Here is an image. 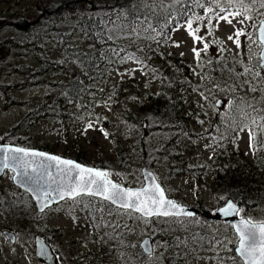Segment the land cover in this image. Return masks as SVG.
<instances>
[{
  "label": "rangeland",
  "instance_id": "obj_1",
  "mask_svg": "<svg viewBox=\"0 0 264 264\" xmlns=\"http://www.w3.org/2000/svg\"><path fill=\"white\" fill-rule=\"evenodd\" d=\"M36 1L0 0V15L8 16L10 12H14L21 16H32L35 12L30 3ZM72 2L81 7L88 4L84 0H72ZM106 3L99 4V6L102 7ZM169 3L166 2L165 5ZM67 18L75 20L68 16ZM242 18L233 19L232 25L220 22L218 28L216 27L217 22L213 20L212 35H208L207 27L203 26L198 35L205 37L209 48L207 52L201 51L199 60L192 49L193 47L198 50L203 49V42L194 41L186 29V24L175 30L173 43L167 46L166 51L188 60L190 63L188 74L202 85V78L205 80L206 74L213 73L212 59L228 54L227 51H230L231 55L241 54L243 56V48L245 47L249 52L250 44L253 58L260 59L261 45L258 39V43L255 44L254 38L250 41L246 36L243 39L240 37V41L245 43L240 48L228 40V36L232 35L237 28L243 27L246 34L251 33L254 24L246 20L244 25H240L237 21ZM258 24L259 22L255 24L257 25L255 26L256 37ZM41 29L42 33H34L35 37L32 40L33 44H30V49L36 52L34 56L40 54L42 61L46 63L47 59L42 57V51L37 46L48 42L51 49L55 50L52 57L57 65H50L48 69L41 72L39 77L31 78L30 76L29 78L25 75L23 83L16 75L17 72L3 73V76L6 74L7 78L3 79L4 83L0 82V138H2L0 144H13L14 140H18V137L9 136L10 130L26 118L40 102H43L46 96L54 97L58 94L57 85L66 80L64 72L67 68H74L76 71L83 70L82 68L76 69L77 63L70 61L71 55L65 52L66 48L64 49L60 40L47 39V26ZM131 30L132 28L122 31L124 33L122 38L126 36L124 39L127 40L122 42L130 41L129 44L136 45L138 40L130 34ZM68 38V44L71 47L82 48L86 51L93 48L87 43L89 40H85L81 29L77 33H70ZM212 41L220 43H212ZM177 44L179 47H176ZM128 57L134 58L128 59ZM136 58L138 56L132 55H125V60L122 58L118 69L111 73L110 81L113 80L114 83H108L111 87L105 90L106 95L102 94L101 88H104L101 82L95 86L94 92L99 95L100 100L94 99L91 106L85 109V114L81 116L85 118L84 122L68 125L67 121L50 118L34 123L30 127L29 124L24 125L21 127L19 137L27 143L19 146L27 148L36 146L37 149L44 148V151L73 159L79 155L91 166H95L96 162L111 161L109 163L111 168L104 169L110 173L111 179L127 187H141L144 184L142 169L146 166L157 175L168 195L171 192L170 197L179 203L200 209L203 212L202 216L195 217L197 222L185 223L183 226L171 222L169 225L162 222L157 224L155 221L152 224H146L129 212L115 215L109 209L103 208V202L94 201L90 210H83L81 204H73L71 200H65L40 212L32 197L15 185L13 172L6 171L0 177V264H45L36 256L35 239L37 235L45 237L51 244L58 255L60 264H77L75 262L77 259L92 252L100 253L98 258H104L103 264H123L121 254L114 249L110 234L106 232L110 219L114 220L112 224L117 228L130 231L139 243L146 237H151V232L154 233L152 237L155 241V253L152 257L146 256L152 264H242L239 257L233 259L234 256L231 257L228 253L232 244L234 248L237 246L238 237L234 231H231L226 223L212 220L208 215L214 214L216 209L228 200L224 190L218 188L219 175L217 172V166L225 164L227 160L221 158L214 161L213 155L216 150L224 147L223 153H230V157H234L235 165L249 164V161L256 156L257 150L254 152L253 147H250L248 128L240 130L248 124H242L240 121L237 131L233 133L229 130L231 136L224 134V138L211 137L208 130L209 123L217 117L225 116L231 106L225 97L216 95L212 90L201 94L199 90H196L191 99L195 103L194 107L191 106L194 111H187L184 116L189 118L190 125L194 127L203 121L196 128L197 136L192 138L190 131L193 132L194 128L185 127L182 123L176 131L178 143L182 145L186 155L183 158L153 156L149 145L157 140L154 131L158 132L165 127L158 122V116L147 115L150 111L145 108L152 106L150 99L151 95L158 90L159 74H156L155 69L151 71L150 64L144 69ZM35 60L31 61H34L35 67L40 68V61L36 58ZM156 60L161 62L158 57ZM9 66L12 69V64ZM123 83L124 86H122ZM13 84L14 88L7 92L5 85ZM200 89L202 90L201 87ZM220 100L223 101L222 107L217 105ZM128 109L135 110L133 112L138 113L140 121L125 122L123 113ZM198 110L203 115L198 113ZM89 123L92 124L91 128L88 127ZM220 131L225 133L227 130ZM184 132L186 134L180 136ZM165 134L164 130L161 131V136ZM227 139L231 141L229 143L231 146H226ZM117 141L122 144V151L117 148L115 143ZM175 147L177 150L178 146ZM186 160L190 164L184 167L183 173L171 174L173 167L175 169L177 165ZM87 198H85L86 201H93ZM98 205L99 207H96ZM261 206L257 203L244 205L241 209V216L250 218L253 222H264V209ZM97 212L100 216L92 215ZM184 227L193 234L184 237L188 234ZM205 231L210 234L201 235ZM5 232L13 233L15 241H11ZM157 235H159L158 238H156ZM174 237L190 238L186 246L173 247ZM213 237L220 243H209ZM157 242L166 243L169 247L166 249L158 247ZM161 253H163L162 259L157 260L156 257H159ZM130 254L129 252V257ZM124 264H129V262H125L124 259Z\"/></svg>",
  "mask_w": 264,
  "mask_h": 264
},
{
  "label": "trees",
  "instance_id": "obj_2",
  "mask_svg": "<svg viewBox=\"0 0 264 264\" xmlns=\"http://www.w3.org/2000/svg\"><path fill=\"white\" fill-rule=\"evenodd\" d=\"M84 1L88 4L81 7V5L78 6L73 3L72 0H37L35 3H30L35 12L32 16H21L14 12H10L8 16L0 15L1 83H4L3 79L6 80L7 78L6 74L3 76L6 71H9V74H12L13 71L17 72L16 75L23 83L25 75L29 78L30 76L31 78L34 76L39 77L41 72L48 69L50 65H57L52 57L55 50L51 49L48 42L37 46L42 51V57L47 59L46 63L42 61L40 54L34 56L36 52L34 49L33 51L30 49V44H33L32 40L35 37L34 33H42L41 27L46 26L48 27L47 39L60 40L64 49L66 48L65 52L67 51L71 55L70 61L77 63L76 69H83L76 71L74 68H67L65 70L66 80L58 83V94L54 97L52 95L46 96L43 102H40L26 118L19 121V124L10 130V137H18V140H14L13 144H26L27 141L25 142L19 137L22 131L21 127L27 124L30 127L43 119L56 118L67 121L68 125L84 122L85 118L81 116L85 114V109L91 106L94 99L100 100L99 95L94 92L95 86L102 83L104 89L101 88V91L102 94L106 95L105 90L111 87L108 83H114L113 80L110 81L111 73L118 69L122 58L124 59L125 55L138 56L144 69L150 64L151 71L155 69L156 74H159L158 90L154 95H151L150 99L152 106L145 108L150 111L147 115L155 114L158 116V122L165 127L158 130V132L154 131L157 140L149 145L152 155L172 158H183L186 155V151L182 149V145L177 140V127L182 123L185 127L194 128V130L190 129L194 132L190 131V136L192 138L197 136L196 128L202 123L198 126L196 124L195 127L191 126L189 118L184 116V113L194 111L192 107L195 103L191 99L196 90H199L200 94L212 90L216 95L225 97L231 108L228 109L225 116L217 117L209 123L208 130L211 137L224 138V134L231 136L229 130L233 133L237 131L241 121L242 124H248L247 132L250 135L251 131L255 137L252 141L255 144L254 152L257 150L255 158L249 161V164L239 163L237 165H235L234 157H230V153H223L224 147L216 150L213 155L214 161L221 158L227 160L225 164L217 166L218 188L224 190L226 198L235 201L241 209L244 205L251 203L262 205L264 209V130H262L264 129V120L261 119V117H264V99L261 98L264 96V82L260 81L259 78L253 79L256 71H260L261 75L264 76V68L258 67V58H253L252 53L248 52L245 47L242 52L243 56L241 54L231 55L230 51H227L228 54L212 59L214 62L212 64L213 73L206 74L205 80L202 78L203 84L200 85L197 80H194L188 74L190 70L189 61L184 57H176L174 54L167 53L166 48L173 43L175 30L179 26L185 25L193 12L201 16L207 15L206 0L205 7H197L192 0H184L183 4L177 5L180 8L179 12L172 8L175 0ZM104 2L107 3L100 7L99 4ZM166 2H170L169 5H165ZM245 3L249 4L250 11L248 14L252 16L251 21L254 24L250 34L254 38L255 44H257L255 27L257 25L255 24L257 22L260 24L264 20V8L259 7V0L255 4H251L250 0H245ZM238 7L239 5H233L234 10ZM81 9H84V11H81ZM169 10H171L170 16L168 14ZM240 10L243 11L242 8ZM67 16L75 18V20L72 21ZM203 26L205 25H198L193 21L194 28L200 27L202 29ZM130 28H132L130 34L137 37L138 43L136 45L129 44L130 41L122 42L127 41L124 39L126 36L122 38L124 34L122 31ZM79 29L84 34L85 40H89L87 43L92 45V49L86 51L82 48L71 47L68 44V35L77 33ZM241 38L243 39L244 36H241ZM244 44L241 41V47ZM59 54L60 49L58 56ZM157 57L161 59V62L156 60ZM35 58L40 61V68L35 67L34 61H31ZM29 60L30 62H28ZM11 64L12 69L9 66ZM245 67L253 71L247 76H237L238 73L244 72ZM246 81H251L257 87V91H250V84ZM14 86V84L5 85L8 89L7 92L12 90ZM122 86H124V83ZM133 111L128 109L123 113L125 122L140 121L138 113ZM197 112L201 113L200 110ZM201 114L203 115V113ZM222 129L227 131L224 133L220 131ZM163 130L166 134L161 136ZM136 132L139 133L138 129H136ZM184 134L186 132L180 136ZM230 142L227 139V147L231 146ZM115 143L117 148L122 151L123 146L120 141ZM176 145L178 146L177 150L175 149ZM35 147L33 146V148ZM39 149L44 150L40 147ZM140 154H142L141 150ZM76 159L82 163H88L86 159L79 155H76ZM110 162H96L95 166L110 169ZM189 164L187 160L181 162L175 169L172 168L171 174L183 173L184 167ZM170 193L169 195H171ZM87 199L93 200L92 197ZM95 201L102 202L98 198ZM103 203V208L109 209L115 215L126 212L122 209L117 210L116 207L105 202ZM96 207H99V205ZM130 214L139 217L136 213ZM92 215L100 216L99 212ZM113 221V219H110L109 228L106 232L110 234L109 237L114 249L118 254H121L123 264L124 259L129 264H152L146 258L140 243L131 235L130 231L117 228L112 224ZM230 230L233 231L232 228ZM186 231H188V234L184 237L193 234L187 228ZM209 234L205 231L201 235ZM158 237L159 235H157ZM189 238H187V241ZM128 251L131 253L130 257ZM228 253L231 257L237 258L233 244ZM99 255V252H92L85 255V257H80L75 262L77 264H103L105 262L104 258H98Z\"/></svg>",
  "mask_w": 264,
  "mask_h": 264
},
{
  "label": "snow or ice",
  "instance_id": "obj_3",
  "mask_svg": "<svg viewBox=\"0 0 264 264\" xmlns=\"http://www.w3.org/2000/svg\"><path fill=\"white\" fill-rule=\"evenodd\" d=\"M192 2L197 7H205V0H192ZM256 2L257 0H250L251 4ZM183 3L184 0H175L172 8L179 12L180 8L177 5ZM233 5H239V7L234 10ZM259 7L264 8V0H259ZM241 8L243 11L240 10ZM249 11V4H246L245 0H206V16L197 15L193 12L186 22V29L195 42H203V49L198 50L195 47L192 49L197 60L200 59L201 51L207 52L209 43L205 42L204 36L198 35L201 29L200 27L194 28L193 21L198 25L204 24L207 27L208 35H212L214 32L213 20L217 22L216 27L218 28L220 22L232 25L233 19L243 17L237 22L244 25L246 20H252V16L248 14ZM168 14L171 15V10L168 11ZM258 31L259 39L264 42V21H261ZM241 36H246L248 40H252L251 34H246L243 27L235 29L233 34L228 36V40L240 48ZM212 43L220 42L212 41ZM176 47H179V44ZM248 47L251 53V45L249 44ZM221 51H223L222 48ZM133 58L128 57V59ZM136 59L138 63H142L138 58ZM258 67H264V58L258 60ZM252 71V69L245 67L244 72L238 73L237 76H247ZM256 78L264 82V76L261 75L260 71L254 73L253 79ZM246 83L250 84V91H257V87L251 81H246ZM261 98L264 99V96ZM261 119L264 120V117ZM88 127L91 128L92 124L89 123ZM247 127L244 125L240 130L243 131ZM105 135L107 136V133ZM254 139L255 137L250 131V147L253 148L255 147V144L252 143ZM5 170L13 172L15 174L14 179L19 178V183L36 198L41 211L49 207L50 200L66 199L71 200L73 204H81L83 210H90L98 198L102 202L115 206L117 210L139 213L138 218L146 224L155 221L157 224L162 222L169 225L171 222L183 226L185 223L197 222L196 213L169 199L166 190L156 182V178L151 173H147V176L151 177L152 180L147 186L135 189L125 188L113 182L110 179V173L106 170L87 167L71 159L8 144L0 145V173ZM86 197H92L93 201H86ZM221 199L224 198L221 197ZM96 211H100V209H96ZM218 211L224 217H230L238 216L242 210L229 201L225 207L218 209ZM226 226L233 228L234 234L238 237L236 252L241 258L242 264H264V222H253L250 218L240 217L237 222H230ZM209 243H220V241L213 237ZM144 244V251L148 253L149 257H152L155 247L149 241H145ZM180 245L186 246L187 238L174 237V245L172 246L179 247ZM156 246L165 249L169 247L168 244H160L159 242ZM176 255H180V253H176ZM162 257L163 253L156 259L160 260Z\"/></svg>",
  "mask_w": 264,
  "mask_h": 264
},
{
  "label": "water",
  "instance_id": "obj_4",
  "mask_svg": "<svg viewBox=\"0 0 264 264\" xmlns=\"http://www.w3.org/2000/svg\"><path fill=\"white\" fill-rule=\"evenodd\" d=\"M263 21H264V20H263ZM259 27H260V24H259V26H258V28H257V39H258V41H259V43H260V45H261V52H260L259 57H260V58H264V42H262V41L259 39V31H258ZM262 68H264V67H262ZM218 102H219V103H218ZM218 102H217V105H218L219 107H222V105H223V101L220 100V101H218ZM0 145H4V144H0ZM8 145H11V144H8ZM11 146H17V145H11ZM18 147H21V146H18ZM24 148H25V147H24ZM28 149H32V148H28ZM33 150L40 151V152H44V153H48V154H51V155L60 156V155H57V154L49 153V152H46V151H41V150H38V149H33ZM60 157H62V156H60ZM63 158H65V157H63ZM67 159H71V158H67ZM71 160L80 163V162L77 161V160H74V159H71ZM80 164H81V165H84V166H87V165L82 164V163H80ZM87 167H92V166H87ZM94 168H97V167H94ZM97 169H101V168H97ZM101 170H104V169H101ZM5 171H6V170H5ZM5 171H4V172H5ZM4 172L0 173V177L4 174ZM147 173H151L152 176H154V177L156 178L155 174H154L151 170H149V169H147V168H144V169H143V176H144V180H145V185H144V186H147L149 183L152 182L151 177H148V176H147ZM14 176H15V174L13 175V177H14ZM111 180H112L113 182L117 183L115 180H113V179H111ZM13 181H14L15 185H17L18 187H20V188H22L24 191H26L28 194H30V196L32 197V199H33L34 202H35V205H36L37 209H38L40 212H44L46 209H48V208L54 206L55 204H58V203L64 201V200H50V201H49V207L44 208L43 211H41V210H40V205H39L38 202L36 201V198L33 196V194H32L31 192H29V191L27 190L26 187L22 186V185L19 183V178H18V177L15 178V179L13 178ZM156 182L159 183L160 186L163 188V186L161 185V183L158 181L157 178H156ZM117 184H118V183H117ZM121 186H123V185H121ZM123 187H125V186H123ZM125 188H127V187H125ZM131 188H134V189H135V188H137V187H131ZM166 195H167V193H166ZM167 197H168L169 199L173 200V199L170 198L168 195H167ZM66 200H67V199H66ZM229 201H231V202H233L234 204H236V206L240 209L239 205H238L237 203H235L233 200L230 199V200H228L227 202H229ZM227 202H226V203H227ZM226 203H225L222 207H225V206H226ZM181 205H182V204H181ZM183 206H185L189 211H193V212H195V213H196V216L200 213V210H199V209H196V208L191 207V206H188V205H183ZM222 207H220V208H222ZM220 208H219V209H220ZM138 214H139V213H138ZM212 218H213V219H222V220L226 221L227 223H230V222H237V221L240 219V216L238 215V216L224 217V216H223V215L217 210V211L215 212V214L212 215ZM6 235H7V237H8L11 241H13V242L15 241V235H14L13 233L6 232ZM145 241H149V242L152 244V240H151V238H150V237H146V238L142 241V243H141V246H142L143 250L145 249V244H144ZM35 244H36V255H37L38 259H40V260H41L42 262H44L45 264H58L56 254L54 253L52 247L49 245V243L47 242V240L45 239V237H43V236H41V235H37V236H36V239H35ZM237 247H238V245H237ZM237 247H236V248H237ZM145 253H147V252H145ZM147 254H148V253H147ZM237 254H238V253H237Z\"/></svg>",
  "mask_w": 264,
  "mask_h": 264
},
{
  "label": "flooded vegetation",
  "instance_id": "obj_5",
  "mask_svg": "<svg viewBox=\"0 0 264 264\" xmlns=\"http://www.w3.org/2000/svg\"><path fill=\"white\" fill-rule=\"evenodd\" d=\"M202 213V212H201ZM217 221H219V222H223V221H221V220H217ZM152 239H153V237H152ZM153 243L155 244V241H154V239H153Z\"/></svg>",
  "mask_w": 264,
  "mask_h": 264
}]
</instances>
